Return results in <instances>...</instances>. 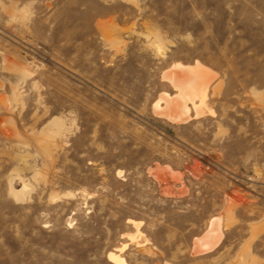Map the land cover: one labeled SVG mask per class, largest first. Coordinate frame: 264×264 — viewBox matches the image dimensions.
I'll use <instances>...</instances> for the list:
<instances>
[{"label": "rangeland", "instance_id": "1", "mask_svg": "<svg viewBox=\"0 0 264 264\" xmlns=\"http://www.w3.org/2000/svg\"><path fill=\"white\" fill-rule=\"evenodd\" d=\"M196 61L208 108L170 122L164 76ZM124 245L127 264H264V0H0V264Z\"/></svg>", "mask_w": 264, "mask_h": 264}, {"label": "bare ground", "instance_id": "2", "mask_svg": "<svg viewBox=\"0 0 264 264\" xmlns=\"http://www.w3.org/2000/svg\"><path fill=\"white\" fill-rule=\"evenodd\" d=\"M217 74L209 67L196 61L194 64H183L177 62L170 68V73L164 77L169 79L174 88L177 90L175 95H170L168 92L163 93L154 104L155 111L166 117L170 122L183 123L189 119L197 118L205 113V108H208L210 89ZM164 102V106L161 105ZM26 188V185H24ZM19 196V191L15 192ZM135 226L139 227L140 223L133 221ZM216 219L211 223V228L202 238H199L195 245V252H205L212 248L222 239L220 226L216 224ZM213 225H217L213 227ZM132 240L137 236H131ZM127 245L122 246L119 252L111 251L109 259L115 264H127L120 252Z\"/></svg>", "mask_w": 264, "mask_h": 264}]
</instances>
